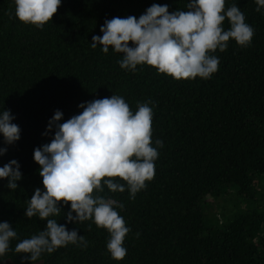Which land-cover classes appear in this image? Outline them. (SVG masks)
<instances>
[{"label":"trees","instance_id":"trees-1","mask_svg":"<svg viewBox=\"0 0 264 264\" xmlns=\"http://www.w3.org/2000/svg\"><path fill=\"white\" fill-rule=\"evenodd\" d=\"M189 2L61 0L52 20L40 28L17 18L15 0H0V113L10 110L20 128L12 144L0 133V148L7 149L0 167L15 159L22 173L15 190L0 178V222L17 232L0 262L264 264V7L257 11L256 0H226V9L240 8L254 36L247 46L230 39L226 51L210 53L220 63L208 79L177 80L146 64L124 69L118 63L123 53L110 46L105 54L101 45L91 46L94 35H103L106 20L138 19L154 3L167 4L170 13L187 11ZM230 26L226 18L224 29ZM114 94L133 113L139 103H149L152 146L159 153L154 178L135 199L119 178L114 182L124 184V192L105 185L95 193L124 205L116 210L130 228L123 242L127 254L112 258L110 233L93 219L68 222L69 202L58 204L60 216L49 219L76 230L87 246L69 243L32 262L15 246L47 224L24 214L35 189L44 191L34 150L54 138L57 128L48 124L56 110L63 113L57 123H63L83 111L80 104Z\"/></svg>","mask_w":264,"mask_h":264},{"label":"clouds","instance_id":"clouds-1","mask_svg":"<svg viewBox=\"0 0 264 264\" xmlns=\"http://www.w3.org/2000/svg\"><path fill=\"white\" fill-rule=\"evenodd\" d=\"M225 3L226 0H190L187 11L171 13L167 4L154 3L138 19L128 16L106 20L101 27L103 35H94L91 46L101 45L105 54L110 46L123 53L118 63L124 69L135 71L137 65L146 64L177 80L208 79L218 71L220 63L210 53L217 49L226 51L230 39L247 46L254 36V29L245 22L240 8L233 4L226 9ZM60 4L61 0H15V14L21 22L42 28L52 20ZM256 4L259 11L264 0H256ZM226 18L231 25L229 30L224 29ZM129 42L134 46H129ZM79 107L83 111L63 123H57L63 113L56 110L48 124L49 129L57 128L54 138L34 150L44 191L35 189L24 214L29 219L38 215L47 224L38 235L15 246L16 253H28L26 258L32 262L43 252L51 254L69 243L87 246L85 237L78 236L76 230L69 231L56 219H49L60 216L58 204L69 202L68 222L93 219L98 228L110 233L107 250L112 258L124 259L127 249L123 242L130 228L116 210L124 205L95 193L103 192L105 185L112 192H124L125 185L114 182L119 178L126 182L130 198L135 199L136 193L146 188V181L155 176L154 162L159 153L152 146L153 110L149 103H139L133 113L125 99L114 94ZM13 119L10 110L0 113V133L8 144L20 138V128L12 123ZM155 143L163 146L160 140ZM6 151L0 148V155ZM19 169L15 159L0 167V178H7L12 190L22 178ZM16 236L8 222H0V256L9 250L10 240Z\"/></svg>","mask_w":264,"mask_h":264},{"label":"rangeland","instance_id":"rangeland-1","mask_svg":"<svg viewBox=\"0 0 264 264\" xmlns=\"http://www.w3.org/2000/svg\"><path fill=\"white\" fill-rule=\"evenodd\" d=\"M228 196V195H227ZM226 200V199H224ZM219 203L223 204L224 205V202L222 201L221 197L219 199ZM232 205V204H231ZM229 210L231 208V206H228ZM223 209H218V212L219 211H222ZM216 211H217V208H216ZM0 264H13V262L11 260H5L3 262H0ZM34 264H43V262H37V263H34Z\"/></svg>","mask_w":264,"mask_h":264}]
</instances>
